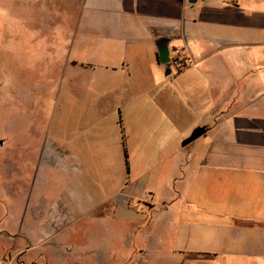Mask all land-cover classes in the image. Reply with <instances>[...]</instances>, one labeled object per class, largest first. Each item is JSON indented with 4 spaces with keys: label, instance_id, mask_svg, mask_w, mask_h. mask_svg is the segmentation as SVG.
I'll return each mask as SVG.
<instances>
[{
    "label": "crops",
    "instance_id": "crops-1",
    "mask_svg": "<svg viewBox=\"0 0 264 264\" xmlns=\"http://www.w3.org/2000/svg\"><path fill=\"white\" fill-rule=\"evenodd\" d=\"M20 2L4 3L9 29L50 61L21 72L24 103L26 80L45 79V100L69 97L88 122L84 139L52 119L23 131L19 215L0 217V239L47 264H264V0ZM176 54L191 65L175 72Z\"/></svg>",
    "mask_w": 264,
    "mask_h": 264
},
{
    "label": "rangeland",
    "instance_id": "rangeland-1",
    "mask_svg": "<svg viewBox=\"0 0 264 264\" xmlns=\"http://www.w3.org/2000/svg\"><path fill=\"white\" fill-rule=\"evenodd\" d=\"M5 1L0 0V217L8 218L11 216L15 219V216L18 218L17 216L19 215L21 200L20 171L22 161L19 155V142L23 131L28 137H31L38 131H43L44 123L52 119L54 122L53 132L57 136L68 141L75 130L76 133L80 134L78 137L84 139L85 125L88 120L79 119L80 121H78L75 118L73 119L76 113L70 110V98L67 96L64 98L62 105H55L51 101H46L44 98L45 93L41 89L45 79L26 80L25 93L27 94L24 103L21 91V72L25 71L27 75H30V73L35 74L39 71L44 74L45 69L50 65V61L46 58L44 59L42 54L38 58L35 54L36 48L21 47L17 41L18 39L15 40L16 37L13 36L9 29V26H11L9 25V18L4 11V8H6L4 7ZM15 2L16 4L14 0H9V4L14 9L21 5L20 0ZM42 50L44 51L45 49L43 48ZM43 104L45 105V110L41 107ZM23 107L24 110L22 109ZM24 121L25 125L22 128L21 125H23ZM106 131L108 140L115 139L112 126H109ZM98 133L100 134V132ZM95 137L92 142L99 143L102 146L105 144V138L100 137V135H95ZM107 146L110 160L113 163L116 161L121 162L119 160L122 156L120 144L113 141ZM103 147L105 148V146ZM93 160H84L83 163L86 166L90 164L92 166L98 162L97 159ZM35 162L33 160L28 161V163ZM117 169L119 170V167ZM19 241L18 239H12L11 241L5 240L3 242L0 239V243H7L8 245L6 246L12 248L9 251V256L5 257L12 264H47L49 256L39 255L34 251L30 252L31 249L24 251L26 245Z\"/></svg>",
    "mask_w": 264,
    "mask_h": 264
},
{
    "label": "built area",
    "instance_id": "built-area-1",
    "mask_svg": "<svg viewBox=\"0 0 264 264\" xmlns=\"http://www.w3.org/2000/svg\"><path fill=\"white\" fill-rule=\"evenodd\" d=\"M170 67L174 69L175 72L186 69L191 65V60L185 54H176L169 60Z\"/></svg>",
    "mask_w": 264,
    "mask_h": 264
},
{
    "label": "water",
    "instance_id": "water-1",
    "mask_svg": "<svg viewBox=\"0 0 264 264\" xmlns=\"http://www.w3.org/2000/svg\"><path fill=\"white\" fill-rule=\"evenodd\" d=\"M188 1H189V3H195L196 2V0H188ZM159 56H160L161 63H163V64L168 63V53L165 50V48H162L159 51ZM167 72H169V69H167ZM197 137H199L198 134L192 133V135L190 137H188L187 139H185L182 142V146H186L187 144H189L190 142L195 140Z\"/></svg>",
    "mask_w": 264,
    "mask_h": 264
},
{
    "label": "trees",
    "instance_id": "trees-1",
    "mask_svg": "<svg viewBox=\"0 0 264 264\" xmlns=\"http://www.w3.org/2000/svg\"><path fill=\"white\" fill-rule=\"evenodd\" d=\"M203 132V129H196L193 133L195 134H198V136H200ZM123 148H124V156H125V164H126V168H127V160H126V149H125V142H124V139H123Z\"/></svg>",
    "mask_w": 264,
    "mask_h": 264
}]
</instances>
